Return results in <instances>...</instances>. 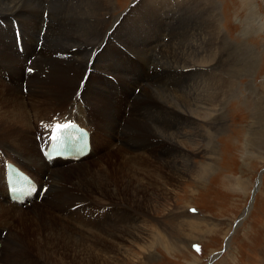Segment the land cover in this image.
<instances>
[{
    "label": "bare ground",
    "instance_id": "6f19581e",
    "mask_svg": "<svg viewBox=\"0 0 264 264\" xmlns=\"http://www.w3.org/2000/svg\"><path fill=\"white\" fill-rule=\"evenodd\" d=\"M72 1L74 0H0V78L6 73L11 79L9 84L0 81V99L7 103L3 105L7 109L6 112H0V197L4 203L0 202V225L8 223L11 219H15L19 225H24L32 219L28 218L29 215L36 212L33 222L45 220L49 223L46 225L40 221L42 223L38 224L37 230L43 234L46 232L42 239L33 235L37 243L35 250L48 264L51 263L43 251L55 253L58 249L73 247L82 251L87 249V237L95 240L93 245L96 246L102 242L97 243L98 235L115 239L120 245L130 239L137 240L144 232L152 234L151 247L154 242L159 243L160 233L150 223L144 227L135 222H109V228L94 235L88 231L75 232L77 226L65 219L75 214H81L87 219L93 214L97 217H113L118 210L109 206L127 207L124 202L130 200L129 204L132 205L129 209L133 208L139 213L143 217L141 223L144 224L147 216L138 209V204L141 203L140 194L156 196L157 192L162 195L174 193L173 191L177 193L176 184L187 175L184 170L193 174L197 181L203 182L202 176H209L213 168L211 155H214L215 150V125L219 121L222 122L221 111L228 95H236L240 89L239 66L229 71L223 69L225 58L232 56L234 62L233 55L238 52L234 46L227 45V36L219 21L216 0H157V5L155 2L146 4V7L141 6L144 2L142 0L131 8L132 12L118 16L105 32L101 30L107 22L99 20V15L106 9L103 1L75 0L80 7L71 6ZM186 2L190 3L189 15L194 10L195 13L202 14L203 27L200 24L197 32H193L189 25L183 22L179 33H169L165 30L166 23L155 22L157 18L154 14L141 13L146 9L161 8V12L167 14L174 7ZM72 10L80 12L72 14ZM44 14L48 16L44 17ZM51 20L54 21L53 24L58 25V28L52 26L55 45L48 47L49 36L46 32L44 48L42 54L38 52L40 56L36 58L37 62H34L35 57L28 59L33 61V65L30 63L31 67L29 64V71V67L24 66L25 61L18 57L23 60L30 58L27 52H31L34 44L41 45L42 48L44 41L38 37L40 26L48 25ZM16 40H19V43ZM89 43L101 50L92 52L86 59L80 45ZM20 49L22 53L19 52ZM169 60L172 61V64L167 66L172 69V88L170 91L154 89L159 78L169 80L170 77L165 76L162 67V64ZM160 62L161 68L158 70ZM191 68L198 69L200 75H203V86L198 89L191 88ZM148 71L153 72L152 76H156L152 84L151 81L148 82L151 77ZM27 73L26 78L24 74ZM90 75L94 77L92 80L89 79ZM112 81L122 89L124 99H118ZM251 86L248 84L246 88L250 91ZM25 88L30 98L26 103L20 98L23 97L22 91ZM136 89L139 90L137 95ZM146 94H152L157 99L156 104L151 107L158 122L156 126L148 121L139 122L144 111L150 108L149 100L144 99ZM45 96L48 98L43 101ZM72 96L74 98L68 105ZM38 107H41V110ZM58 107L62 109L58 112L63 113L60 120L50 121L48 128L41 130L44 134L36 136V143L32 144L30 135L40 129L42 121L31 124L27 110L35 114H38L37 111L43 113L42 118L46 120L52 119L51 114L54 108ZM68 122L78 123L89 134L88 155L83 158L64 156V160L45 161L41 151L49 142L51 126ZM37 124L39 127L34 128ZM93 124L97 125V129ZM136 126L138 129L152 132L156 138L140 134ZM183 130H189L191 133L183 135ZM183 139H187L193 146L197 145L199 140L205 146V151L202 152L209 156L201 163L195 162V156L184 148ZM116 143H120L116 152L124 154L120 163L117 160L113 162L110 154V157L106 158L108 166L88 164V159L97 153L100 147L104 149ZM152 147H155V150H152ZM128 149L147 152L146 158L148 157L154 166L152 163H144L141 154H130ZM137 159L142 162L135 166L127 163ZM7 163L13 164L30 176L31 184L36 189L32 199H10L5 178ZM141 167L146 173H138ZM110 172L115 174L110 176ZM45 176H48L47 183ZM128 176L139 177L132 180ZM148 182L152 187L144 185ZM258 183L259 181L255 191L258 189ZM43 188L45 192L41 196L40 191H44ZM119 194L122 200H125L122 203L116 202ZM148 199L150 203L152 197ZM37 200L39 201L34 210H23L28 209V204ZM44 202L49 203L46 210L42 211L40 206ZM94 202L95 204H91ZM100 203L106 207H97ZM251 203L242 212L237 225L248 215ZM58 215H65V218H59ZM109 253L112 254L111 251ZM89 256L93 258V255ZM93 259L91 264L94 263ZM83 264H86L85 260Z\"/></svg>",
    "mask_w": 264,
    "mask_h": 264
},
{
    "label": "rangeland",
    "instance_id": "374dc122",
    "mask_svg": "<svg viewBox=\"0 0 264 264\" xmlns=\"http://www.w3.org/2000/svg\"><path fill=\"white\" fill-rule=\"evenodd\" d=\"M101 1L105 3L106 9L99 15V20L107 22L102 26L101 30V32H105L112 26L113 21L118 16L132 12L131 8H134L142 0ZM143 1L141 6L146 7V4H154L157 0ZM216 2L219 21L221 27L223 25L222 28L225 36H227V45L234 46L238 52L237 55H233L234 62L232 61V56L225 58L223 69L229 71L239 66L238 83L240 89L238 94L228 95L223 111H221L223 116L222 122L219 121L215 125V150L214 155H211L213 170H210V175H207V177L202 176L201 180L203 182H201L200 180L197 181V178L193 174L184 170L187 175H184V180L176 184L177 193L173 191L175 194L170 192L162 195L157 192L156 196H147L144 193L140 194L141 203L138 204V209H141L146 214V225L145 221L142 224L143 217L139 213L135 212L133 208V211L129 209L132 205L131 203L129 204L130 200L124 202L128 205L127 207L121 205L109 206L118 210V212L116 211L118 214L115 213L113 217L109 215H99L97 217L96 214H93L87 219L81 214H75L69 215L65 219L72 225L77 226V229L74 230L75 232L88 231V233L94 235L100 234L99 232L109 228V222H115L116 224H119L121 221L135 222L144 227H147L148 223H150L160 233V242H154L152 247L150 243L153 241L152 234L148 235L144 232H142L144 235L138 237V241L130 239L128 242L120 245L115 239L98 235L96 241L97 243L102 241L101 245H93L95 244V240L87 237L85 239L87 249L82 251L78 247L58 249L55 253L43 251L44 256H46L51 264H83L84 260L86 264H91L93 258V264H264V0H216ZM155 4L157 5V2ZM70 5L80 7V4L75 0L70 2ZM189 7L190 3L186 2L174 7L167 14H163L161 8L156 10L146 9L145 12L141 13L147 15L154 14L155 18H157L155 22L166 23L165 30L169 33H179L183 22L187 26L189 25V29H192L193 32H197L201 25L203 27L202 14H197L195 13L196 10H194L189 15ZM79 12L71 11L72 14H78ZM193 15H196L195 18ZM47 16L44 14V17ZM53 22L51 20L52 24L48 23V25L42 24L40 26L41 30L38 37L44 41L42 48L40 47L41 45L37 46L34 44L32 45L33 49L31 52H27V54H30V58L23 60L18 57L21 61H25L24 66L27 65L29 67L30 63L33 65V61H28V59H31V57H35L36 59L42 54L46 41V32H48L49 36L48 47L55 45L52 31L54 27L58 28V25L57 23L53 24ZM53 25L54 27H52ZM42 32L44 33L41 34ZM16 41L18 42L19 40ZM80 48L86 59L92 52H100L101 50L98 46H92L90 43L81 44ZM35 59L34 62H37V59ZM170 63L172 64L171 60L166 64H162V62L158 64L157 69L160 70L162 64L165 76L170 78L169 80H161L159 78L154 89L170 91L172 88V69L167 67ZM31 64L30 67L32 66ZM191 71V79L193 78L191 88L192 90L198 89L203 86L201 80L203 75H200L199 70L196 68H191ZM148 74L151 76L148 82L151 81L152 84L156 76H152L153 72L151 71H148ZM24 76L27 78L28 73L24 74ZM92 77L93 75H90L89 79L92 80ZM204 78L207 79L206 76ZM10 80L6 73H3L0 78L1 82L6 81L7 84H9ZM112 82L115 85L114 91L118 99H124L122 89L117 86L116 82ZM248 84L252 85L250 91L246 88ZM138 92L139 90L136 89L135 95ZM22 94L23 97L20 98L24 103L30 100L26 88L23 89ZM79 94H81V91ZM47 98L45 96L42 100L45 101ZM73 98L74 96L70 97L68 105L71 104ZM144 99L149 100L150 108L144 111L139 122L148 121L151 125L156 126L158 122L151 107L156 104L157 99L152 94H146ZM5 103V100L2 101L0 99V112H6L7 109L3 106ZM38 109L41 110V107H38ZM54 109L51 114L52 119L46 120L42 118L43 113L37 111L38 114H35L31 110H27L30 114L31 124H36L38 120L42 121L40 122V129L30 135L32 144L36 143V136L44 134L41 132L45 128H48L50 121L55 119L60 120L62 117L63 113L58 112V110L62 109L59 107ZM25 119L26 117L24 118L26 122L27 120ZM28 127L30 126L28 125ZM38 127V124L34 126V128ZM93 127L97 129V125L93 124ZM138 131L142 135H147L153 139L156 138L150 131L141 129H138ZM118 132L120 133V131ZM189 133H191L189 130L182 131L183 135ZM198 142L199 140H197V145L193 146L187 139H183L182 143L184 148L195 156V162L201 163L209 155L202 152L205 151V146ZM119 146L120 143L111 144L104 149L100 147L99 151L88 159V164L108 166L106 158L110 157V154L113 162L117 160L120 163V158L124 154L116 152V149L120 148ZM152 150H155V147H152ZM128 152L132 155L141 154L144 163H152L148 157L146 158L147 152L144 153L142 150L132 149H128ZM141 162L140 159H137L128 161L127 163L135 166ZM123 171L125 170L123 169ZM142 172L146 173L143 167L139 168L138 173ZM114 174L110 172V176ZM128 177L134 180V178L136 179L139 176ZM44 180L46 182L48 176H45ZM257 181H259L258 189L255 191L254 188L257 185ZM125 183L127 184V182ZM130 184L134 187L132 182ZM147 184L152 187L150 182L144 183L145 186ZM151 197L152 200L148 203V198ZM1 198L0 202L4 204ZM93 200L97 202L95 199ZM38 201H33L32 204L26 205L28 209L23 208V210L26 212L34 210ZM122 201L125 200H122V196L119 194V199L116 202L122 203ZM95 202L91 204H95ZM102 202L105 203V201ZM250 202H252V205L248 215L237 225L242 212ZM48 203H42L40 206L42 211L46 210L45 208L48 207ZM97 207L103 208L106 206L100 203ZM47 212L57 214L55 212ZM33 214L29 215L28 218L34 219L33 217L36 215V212ZM58 217L65 218V215H58ZM32 219H29L24 225L17 224L15 219H11L8 223L0 225V264H48L40 258L38 252L35 250L37 243L34 236L42 239L46 232L44 234L40 233L37 230L38 224L43 222L42 224L48 225L49 223L45 222V220L33 222ZM62 224H64L63 221ZM65 225L68 226L66 223ZM235 225L237 228H235ZM4 242L6 243L4 244ZM89 255H93V258Z\"/></svg>",
    "mask_w": 264,
    "mask_h": 264
},
{
    "label": "snow or ice",
    "instance_id": "6c2138e0",
    "mask_svg": "<svg viewBox=\"0 0 264 264\" xmlns=\"http://www.w3.org/2000/svg\"><path fill=\"white\" fill-rule=\"evenodd\" d=\"M73 127L72 124L70 123H56L51 126L50 132L51 135L49 137L51 142L57 141L60 136L67 131L68 129H71ZM32 191H36V189H32Z\"/></svg>",
    "mask_w": 264,
    "mask_h": 264
}]
</instances>
